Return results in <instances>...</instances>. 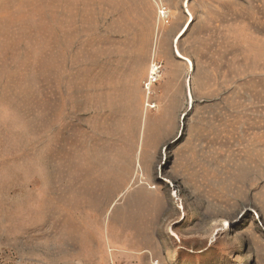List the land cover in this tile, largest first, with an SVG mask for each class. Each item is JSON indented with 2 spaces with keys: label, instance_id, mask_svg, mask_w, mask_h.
I'll list each match as a JSON object with an SVG mask.
<instances>
[{
  "label": "rangeland",
  "instance_id": "374dc122",
  "mask_svg": "<svg viewBox=\"0 0 264 264\" xmlns=\"http://www.w3.org/2000/svg\"><path fill=\"white\" fill-rule=\"evenodd\" d=\"M159 1L0 0V264H264V0Z\"/></svg>",
  "mask_w": 264,
  "mask_h": 264
},
{
  "label": "built area",
  "instance_id": "2783aa9c",
  "mask_svg": "<svg viewBox=\"0 0 264 264\" xmlns=\"http://www.w3.org/2000/svg\"><path fill=\"white\" fill-rule=\"evenodd\" d=\"M157 5H158V15L161 20H164L165 22H168L169 14L165 6L157 0ZM156 67V66H154Z\"/></svg>",
  "mask_w": 264,
  "mask_h": 264
},
{
  "label": "bare ground",
  "instance_id": "6f19581e",
  "mask_svg": "<svg viewBox=\"0 0 264 264\" xmlns=\"http://www.w3.org/2000/svg\"><path fill=\"white\" fill-rule=\"evenodd\" d=\"M157 68L153 67V70L150 72V78L151 80L155 79L154 76H156L157 72H156ZM149 84H147L146 86H148ZM147 89V87H146ZM146 106L149 107V105L147 104ZM154 106H152L151 108H153Z\"/></svg>",
  "mask_w": 264,
  "mask_h": 264
},
{
  "label": "crops",
  "instance_id": "0c3cea01",
  "mask_svg": "<svg viewBox=\"0 0 264 264\" xmlns=\"http://www.w3.org/2000/svg\"><path fill=\"white\" fill-rule=\"evenodd\" d=\"M186 11H187V9H186ZM187 13L189 14L188 11H187ZM191 23H192V22H191ZM189 26H190V25H189V21H188V19H187V21H186L185 24L183 25V28H184V27H187V30H188ZM187 30H186V32H187ZM186 32H185V33H186ZM185 33H184V34H185ZM177 34H178V33H177ZM184 34H183V35H184ZM176 36H177V35H176ZM181 37H182V36H181ZM181 37H180V38H181ZM175 38H176V37H175ZM180 38H179V39H180ZM179 39H178V40H179ZM175 50H176V49H175ZM192 66H193V65H192ZM192 70H193V68H192ZM192 70H191V71H192Z\"/></svg>",
  "mask_w": 264,
  "mask_h": 264
}]
</instances>
